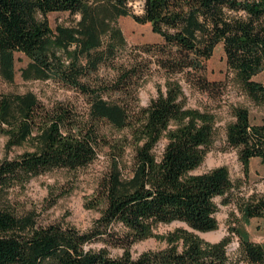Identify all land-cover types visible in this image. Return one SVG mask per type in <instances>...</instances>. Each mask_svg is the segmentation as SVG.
<instances>
[{
    "label": "trees",
    "instance_id": "trees-1",
    "mask_svg": "<svg viewBox=\"0 0 264 264\" xmlns=\"http://www.w3.org/2000/svg\"><path fill=\"white\" fill-rule=\"evenodd\" d=\"M0 0V80L13 85L18 53L28 62L26 81H50L73 89L88 108L45 104L33 92L0 90V135L6 148L26 149L0 161V264H237L227 252L231 239L206 242L195 231L216 230L214 199L232 200L236 187L226 166L195 171L213 146L217 115L190 107L187 90L222 96L226 86L207 76V63L223 43L227 66L257 105L264 106V0ZM80 15L74 26H50V12ZM130 16L151 25L161 38L155 44L128 46L118 25ZM158 77L157 96L140 107L139 91ZM226 126L228 145L237 148L249 176L252 158L264 161V125H255L247 108L231 105ZM103 125L128 130L132 165L123 153L99 184L91 208L100 210L82 232L54 223L39 225L33 214L14 210L11 191L53 169L78 170L97 159L107 145ZM165 141L160 152L159 145ZM127 169V170H126ZM244 221L264 219V193L237 200ZM180 221L157 234L160 224ZM239 251L247 264H264V244L251 241L236 226ZM147 238L165 240L159 251L138 258L131 246ZM102 241L100 249L88 248ZM121 247L111 255L108 247Z\"/></svg>",
    "mask_w": 264,
    "mask_h": 264
},
{
    "label": "rangeland",
    "instance_id": "rangeland-1",
    "mask_svg": "<svg viewBox=\"0 0 264 264\" xmlns=\"http://www.w3.org/2000/svg\"><path fill=\"white\" fill-rule=\"evenodd\" d=\"M133 10L137 14L143 12L142 1L132 3ZM50 26H74L78 22L80 15H73L70 12H50L47 16ZM118 25L121 27L128 46H140L141 44H155L161 42V38L154 34L151 25L138 24L132 17L124 16L119 18ZM213 57L207 63V76L212 82L225 84L226 89L222 96H209L207 93L187 90L188 105L203 111L209 109L217 115V137L212 144L208 154L204 158L203 164L195 171L204 173L205 171L226 166L236 187L233 189L232 200L223 203L224 197L214 199L218 211L215 218L219 227L213 231H195L198 237L211 243L220 242L223 238L231 239L227 246V252L237 264H247L239 251V237L233 233V228L237 225L243 228L251 238V241L264 244V219L252 218L246 222L237 206V200L241 197H248L252 193H264V161L260 158H252L249 167V176L244 173V166L239 159L237 148L228 145L226 141V126L233 121L230 113L231 105H241L248 109L251 121L255 125H264V106L257 105L246 95L237 83L234 73L227 66V56L224 52L223 43L216 45ZM16 79L13 85L0 80V90L15 93L33 92L45 104L53 102H71L79 107V110L86 111L88 104L84 97L73 89L62 86L53 80L50 81H26L22 78L20 69L25 66L28 59L20 53L16 55ZM254 80L264 83V71L254 77ZM156 77L142 85L138 102L140 107L148 106L150 100L157 96ZM102 133L107 136V145L101 146L97 159L86 167L78 170L53 169L52 171L32 178L21 187H16L11 191V199L14 210L19 214H33L39 225L60 224L65 227H76L84 232L90 229L93 222L99 217L100 210L91 208L95 200L96 192L102 177L110 170L112 156L118 152L123 154V163L127 168L132 165L131 159L133 148L125 146V138H129L128 130L119 131L113 127L103 125ZM7 137L0 135V161L6 158H13L24 152L26 146L14 147L10 150L6 148ZM165 141L159 145L161 152ZM127 170V169H126ZM189 227L180 221L170 224H160L156 228V233L167 234L176 228ZM102 241L88 246V248L100 249L104 247ZM167 246L165 240L157 238H147L146 240L134 243L130 248V254L138 258L147 251H159ZM111 255H121L123 248L109 246Z\"/></svg>",
    "mask_w": 264,
    "mask_h": 264
}]
</instances>
